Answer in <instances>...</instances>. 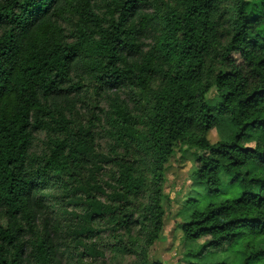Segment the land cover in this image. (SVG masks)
<instances>
[{"label": "trees", "instance_id": "trees-1", "mask_svg": "<svg viewBox=\"0 0 264 264\" xmlns=\"http://www.w3.org/2000/svg\"><path fill=\"white\" fill-rule=\"evenodd\" d=\"M255 132L264 0H0V264H164L150 251L182 146L200 153L194 186L219 198L188 199L183 238L204 240L188 262L241 248V264H264Z\"/></svg>", "mask_w": 264, "mask_h": 264}, {"label": "rangeland", "instance_id": "rangeland-1", "mask_svg": "<svg viewBox=\"0 0 264 264\" xmlns=\"http://www.w3.org/2000/svg\"><path fill=\"white\" fill-rule=\"evenodd\" d=\"M210 98L216 96V91H212L209 95ZM88 115L82 117V121L86 122ZM254 139H264V132H255ZM43 139V136H40ZM97 140L102 145H105V139L97 137ZM209 140L212 143H216L219 140V135L216 129L212 130L209 135ZM254 144V142H253ZM250 146V145H248ZM198 153L195 149H190L187 146L179 147L166 164L165 182L163 184V202L166 209L165 227L161 236V240L155 244L150 251V257L160 260L164 264H190L186 259V253L190 251H197L199 245L204 240L196 242L186 241L183 238V232L181 226L189 219V211L187 209L188 199L192 196L201 198L206 201H217L219 198L209 195L202 189H197L193 184V174L196 167V157ZM253 172H259L264 174V168L251 165L247 168ZM224 191L236 192L237 190H231L229 185V179L226 175L223 176ZM72 216H65L64 221L71 220ZM259 247H264V240L258 244ZM212 257L215 260L226 261L227 264H241L243 256L241 255V248H237L234 251H226V248L222 249ZM85 257L81 263L91 264L92 258ZM126 262H130V258H126ZM193 261H197L193 259ZM79 263V264H81ZM94 264V263H93ZM107 264H116L113 258L109 256Z\"/></svg>", "mask_w": 264, "mask_h": 264}, {"label": "clouds", "instance_id": "clouds-1", "mask_svg": "<svg viewBox=\"0 0 264 264\" xmlns=\"http://www.w3.org/2000/svg\"><path fill=\"white\" fill-rule=\"evenodd\" d=\"M142 3H152L153 0H141ZM233 12H235V9L233 8ZM151 15H153V11L151 9H148L147 11H142L140 13H138L134 18L130 19L128 24L125 25L126 29H129L133 32L140 30L142 28L145 27V24L142 22V18L145 16L150 17ZM232 18H236L235 15ZM141 43H145L148 42L146 39L145 40H141ZM150 43V42H149ZM227 45V42H225V46ZM219 51L223 50V47L218 49ZM145 51H147V49H145ZM135 61L129 59L127 60L126 64L130 65L132 63H134ZM126 64H118L116 66L117 70H123L126 67ZM219 67L222 66H218L217 70H219Z\"/></svg>", "mask_w": 264, "mask_h": 264}]
</instances>
